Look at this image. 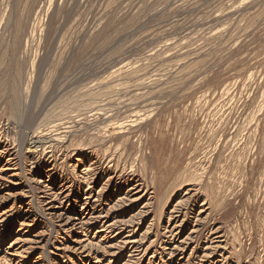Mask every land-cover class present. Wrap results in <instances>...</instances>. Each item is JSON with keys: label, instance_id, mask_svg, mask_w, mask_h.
<instances>
[{"label": "rangeland", "instance_id": "1", "mask_svg": "<svg viewBox=\"0 0 264 264\" xmlns=\"http://www.w3.org/2000/svg\"><path fill=\"white\" fill-rule=\"evenodd\" d=\"M0 264H264V0H0Z\"/></svg>", "mask_w": 264, "mask_h": 264}, {"label": "bare ground", "instance_id": "2", "mask_svg": "<svg viewBox=\"0 0 264 264\" xmlns=\"http://www.w3.org/2000/svg\"><path fill=\"white\" fill-rule=\"evenodd\" d=\"M100 114V113H99ZM121 122V121H120ZM115 123V122H114ZM128 125V124H127ZM120 126V125H119ZM122 126V125H121ZM118 131V130H117ZM95 168V167H94ZM96 169V168H95ZM95 172V171H94ZM110 178V177H109ZM126 193V192H125ZM132 193V192H131ZM101 194V193H100ZM101 197V196H100ZM99 197L97 196V197H95L94 195H93V193L92 192H88L87 194H86V197H85V202H84V205L87 207V205H90V207H91V205L92 204H95V203H98L99 202ZM95 206V205H94ZM93 207V206H92ZM87 211L88 210H86L85 211V214H87ZM99 212V211H98ZM105 213V212H104ZM96 213L93 211V209L92 208H90V212L88 213V221H89V223H93V222H96L97 220H99V216H97V215H95ZM86 222V221H85ZM83 223V222H82ZM87 223V222H86ZM102 223V222H101ZM81 224V223H80ZM106 224V223H105ZM104 225V224H103ZM82 226V225H81ZM106 226V225H105ZM103 228V227H102ZM101 228V229H102ZM110 228V227H109ZM112 229V228H111ZM106 234V233H105ZM131 241V240H130ZM138 245V244H137ZM129 247V246H128ZM138 251V250H137Z\"/></svg>", "mask_w": 264, "mask_h": 264}]
</instances>
